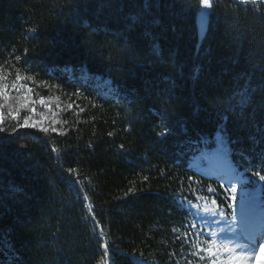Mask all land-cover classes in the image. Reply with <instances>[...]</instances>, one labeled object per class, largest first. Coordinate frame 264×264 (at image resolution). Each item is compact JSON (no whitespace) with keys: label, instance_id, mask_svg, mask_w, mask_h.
<instances>
[{"label":"trees","instance_id":"1","mask_svg":"<svg viewBox=\"0 0 264 264\" xmlns=\"http://www.w3.org/2000/svg\"><path fill=\"white\" fill-rule=\"evenodd\" d=\"M0 74V264H210L204 139L264 205V0H0Z\"/></svg>","mask_w":264,"mask_h":264},{"label":"rangeland","instance_id":"2","mask_svg":"<svg viewBox=\"0 0 264 264\" xmlns=\"http://www.w3.org/2000/svg\"><path fill=\"white\" fill-rule=\"evenodd\" d=\"M207 12L205 10L201 14L200 24ZM220 137V134L215 136V138ZM203 142H205L204 149L191 157V166L207 176L223 177L231 188L237 189L243 205L242 213L236 207V210H231V216L228 217L221 215V212L209 203H201L197 208L200 224L209 231V234H213L208 245L212 251H206L212 260L211 264H264L262 200L255 191L248 193L245 189L239 188L244 178L230 164L221 147L213 144L210 139H204ZM222 219H225L224 224H221ZM246 222L251 228L245 227Z\"/></svg>","mask_w":264,"mask_h":264},{"label":"snow or ice","instance_id":"3","mask_svg":"<svg viewBox=\"0 0 264 264\" xmlns=\"http://www.w3.org/2000/svg\"><path fill=\"white\" fill-rule=\"evenodd\" d=\"M17 60H19V57H17ZM25 79V77L17 74L16 79L11 83V85L7 84L4 82L5 77L0 74V96L7 98L8 96V89L9 87L16 89L17 91H22L23 92V96L21 97V107L26 106L28 103H35V101H32L31 99V92H32V88L30 86H28L27 84L22 83V81ZM40 104H45L46 100L44 98H41L38 101ZM49 108H51V105H48ZM33 112H35V108L32 109ZM81 111H83V109H81ZM13 115H19L18 112H14ZM31 118H27L25 120V126H27L28 124V120H30ZM45 119H47V117H45ZM3 120V113L0 112V121ZM36 124H41L42 125V121H37ZM3 129H0V131H2ZM53 132H57L58 129L56 128H52L51 129ZM44 131L47 132L48 129L44 128ZM109 135H111V133H109ZM145 179H147V177H145ZM260 179L264 180V176H260ZM130 192L132 191V189L129 190ZM232 193H235L237 191V189L235 187H233L231 189ZM127 195V193L125 194ZM233 200H235V196L233 195L232 197ZM213 203H215V201H213ZM221 215H223V212L220 213ZM105 247H107L105 245ZM227 251V249H225ZM207 251L211 252L212 249L208 248Z\"/></svg>","mask_w":264,"mask_h":264},{"label":"bare ground","instance_id":"4","mask_svg":"<svg viewBox=\"0 0 264 264\" xmlns=\"http://www.w3.org/2000/svg\"><path fill=\"white\" fill-rule=\"evenodd\" d=\"M209 12V11H208ZM206 16H207V13L206 14H204V16L202 17V19H201V28L202 29H204L205 28V24H206ZM209 16V15H208Z\"/></svg>","mask_w":264,"mask_h":264},{"label":"water","instance_id":"5","mask_svg":"<svg viewBox=\"0 0 264 264\" xmlns=\"http://www.w3.org/2000/svg\"><path fill=\"white\" fill-rule=\"evenodd\" d=\"M207 15H208V13H207Z\"/></svg>","mask_w":264,"mask_h":264}]
</instances>
